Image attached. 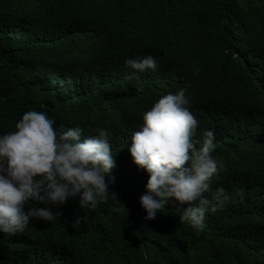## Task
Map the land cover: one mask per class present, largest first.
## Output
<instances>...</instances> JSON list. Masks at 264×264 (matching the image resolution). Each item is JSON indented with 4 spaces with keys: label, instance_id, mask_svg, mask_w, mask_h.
<instances>
[{
    "label": "trees",
    "instance_id": "obj_1",
    "mask_svg": "<svg viewBox=\"0 0 264 264\" xmlns=\"http://www.w3.org/2000/svg\"><path fill=\"white\" fill-rule=\"evenodd\" d=\"M148 54L155 70L124 63ZM182 87L193 139L212 129L223 164L204 196L228 197L199 235L174 199L144 219L148 174L128 151L142 114ZM30 109L58 131H108L121 204L72 198L53 222L0 233V264H264V0H0V134Z\"/></svg>",
    "mask_w": 264,
    "mask_h": 264
},
{
    "label": "clouds",
    "instance_id": "obj_2",
    "mask_svg": "<svg viewBox=\"0 0 264 264\" xmlns=\"http://www.w3.org/2000/svg\"><path fill=\"white\" fill-rule=\"evenodd\" d=\"M124 63L138 72L157 67L151 54ZM186 90L164 94L142 114V123L131 132L128 151L132 162L148 174L146 192L138 197L144 219H154L174 199L188 205L180 222L186 221L199 235L206 213L222 208L228 197L223 188L216 189V203L204 196L223 164L212 156L216 147L212 129L202 133V140L193 139L198 121L187 107ZM54 123L45 112L30 109L15 122L13 131L0 134V233H23L35 218L53 222L60 215L53 209L72 198H78L82 210L95 209L109 199L121 204L109 191L115 160L108 131L97 128L95 135L84 136L79 126L58 131ZM83 218L77 216L71 226L79 227Z\"/></svg>",
    "mask_w": 264,
    "mask_h": 264
}]
</instances>
